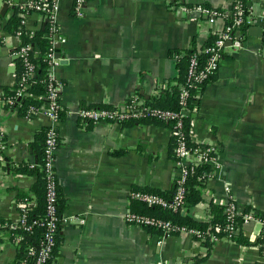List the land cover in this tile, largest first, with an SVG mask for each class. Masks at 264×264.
<instances>
[{
  "label": "crops",
  "instance_id": "crops-1",
  "mask_svg": "<svg viewBox=\"0 0 264 264\" xmlns=\"http://www.w3.org/2000/svg\"><path fill=\"white\" fill-rule=\"evenodd\" d=\"M28 1L0 0V92L17 83L16 50L23 40L9 22L15 8ZM234 1L87 0L84 15L77 16L74 0H58L55 19L67 42L57 70L65 111L57 124L55 168L67 220L50 264H195L194 257L207 253L201 264H264L258 246L264 224L258 220L241 226L249 244L222 239L210 251L190 233L165 236L127 224L124 213L137 211L139 203L131 201L132 190L169 192L175 187L172 131L154 122L94 124L78 116L84 106L116 107L137 94L143 100L158 95L180 74L174 55L193 47L200 51L225 26L222 17L194 20L176 8L203 2L230 10ZM248 5L251 27L243 46L225 49L219 70L196 96L192 135L214 142L220 160V168L201 187L205 199L189 210L201 221L210 217V201L226 197V186L242 211L250 207L264 216V0ZM45 21L39 12L25 15L32 31ZM47 123L43 114L31 120L0 102V136L6 145L0 218L19 221L21 192H28L32 203L37 200L31 190L38 173L16 171L9 162L15 167L39 163L35 136ZM18 252L12 232L3 231L0 264L13 263Z\"/></svg>",
  "mask_w": 264,
  "mask_h": 264
},
{
  "label": "built area",
  "instance_id": "built-area-1",
  "mask_svg": "<svg viewBox=\"0 0 264 264\" xmlns=\"http://www.w3.org/2000/svg\"><path fill=\"white\" fill-rule=\"evenodd\" d=\"M86 2L87 0H74L73 12L75 15H84V6ZM22 7L28 8L29 11L32 10L33 12L43 14L44 18H46L47 22L50 24L51 45L47 53L49 61L47 98L50 103L45 109L30 106L28 111L24 114L25 118L31 120L41 114L45 115L48 119V131L45 139L44 151V168L47 173L46 201L47 215L49 216L48 229L37 250L35 247H31L29 251L31 255L34 254L36 256L34 264H48L57 247V234L61 230L62 224L67 220L62 212L59 211V180L55 168L56 152L60 144L57 124L62 119V113L65 111L64 106L62 105L64 83L57 74V70L63 63L64 58L57 54L59 52L58 44L61 45L60 49H62V46L67 42V37L61 33V27L55 19L56 13L59 10L58 0H30L25 5H22ZM176 10L185 11L194 20H200L203 18L214 19L218 17L225 18V16H227V14L222 12L217 6L203 2L182 4L180 8H176ZM234 10L235 15L233 21L231 23L225 22L223 30L218 33L213 44L204 46L200 51H197L190 56L186 84L180 86L179 101L181 108L179 111L147 106L144 104V100L138 96H134L114 108L84 106L79 109L78 116L83 120L94 124L101 121L114 122L116 120V122H119L120 120L131 118L176 120L175 130H173V134L176 136L174 161L177 171L174 194L170 197H166L149 190L138 189L131 191V201L143 203L149 207H159L184 214L190 210V206L186 199V193L188 191L189 178L195 172L196 167L200 164L208 165L209 168L204 171V175H206V183L220 168L218 146L214 142H207L204 143L203 146L191 147L187 143L182 130V118L186 114H191V109L188 107V101L191 100L192 102H196V96L200 92V88H202L201 86L219 70L220 64L225 57V49L228 46L234 49H239L243 46L244 37L240 33H235V28L242 24L247 9H245V4L241 0H237ZM247 21L248 23L251 22L249 19H247ZM22 23L24 30L30 31V34L34 33V31L26 28L25 17L22 20ZM17 34L22 38V31H17ZM227 43H230V45L227 46ZM33 53H37L34 45L30 41L23 40L16 50V58L21 59L25 63L26 68L20 78V85L14 97H4V91L2 90L0 92V102L3 105H9V108L15 107L18 105V101L25 96L26 90L30 86L31 80L35 74V65L31 61V55H33ZM200 53L205 54L206 56L204 62L200 61ZM182 54L183 53H176L174 58L179 61ZM193 90L194 92H192ZM195 111L196 110H194V112ZM1 138L2 136H0V139ZM5 147L6 145L4 141L0 140V149L4 151ZM4 163V156L0 153V166L4 165ZM225 195L226 197L220 200L219 203L225 204L228 219L224 224L217 226L215 230L188 228L187 226L177 224L170 219L141 213L132 209L126 210L124 213V219L127 224L158 230L165 236L190 233L201 242L203 246L205 245V247L207 245L204 244V242L207 240L212 244H215L222 239L234 241L232 235L239 232L243 224H247L254 220H258L264 224L263 216L252 211L245 212L241 223L237 224L235 216L242 210L237 201L232 197L230 186L225 187ZM31 203L32 201L28 199L18 202L21 217L18 222L10 225L11 228H15L17 224H21L26 230H31L34 224L38 223L37 219L28 223V205ZM217 232H222V234H218ZM258 246L261 248L264 255V242H259Z\"/></svg>",
  "mask_w": 264,
  "mask_h": 264
},
{
  "label": "trees",
  "instance_id": "trees-1",
  "mask_svg": "<svg viewBox=\"0 0 264 264\" xmlns=\"http://www.w3.org/2000/svg\"><path fill=\"white\" fill-rule=\"evenodd\" d=\"M245 4V9L247 11L245 12L244 16L245 19L243 20L242 24L235 28V33H240L243 35L244 38H246L249 35L251 24L247 21L248 16V10L249 0H241ZM237 0H235L232 4V8L230 10L219 8L222 12L226 13L227 16H225V22L231 23L233 21L234 17V6L236 4ZM33 12L32 10L29 11L26 7H17L15 8V14L13 15L11 21L9 22V27L14 28V30L22 31V39L24 41H30L34 48L38 51V53L31 55V61L35 65V74L31 80L30 86L26 90V94L23 98L18 101V105L15 107H12L14 111L19 112V114L24 115L30 106L39 107L40 109H45L47 106H49V99L47 98L48 95V70H49V61L47 58V53L50 49V24L49 22H46L45 25L41 26L39 29L34 31L33 34H30V31L24 30V26L22 23V20L24 19L26 13ZM247 14V15H246ZM216 38V37H215ZM215 38L211 36L208 41L206 42L205 46H208L210 44H213ZM196 47L190 48L186 50L184 54H182L178 61V67L180 69V74L177 78L173 79V81H170L169 84L156 96H153L149 99H144V104L151 107H160L165 109H171L175 111H179L180 101H179V95H180V86L182 84H186L187 80V69L189 65V58L190 56L197 52ZM200 61H205V54L199 55ZM17 65V83L14 86L5 87L3 89L4 97H14L18 88H19V81L22 76V74L25 71V63L17 58L16 60ZM213 76H211L206 82H208ZM204 84L201 86L200 91L203 89ZM194 92V90L192 91ZM140 96V95H136ZM192 97V96H191ZM140 98V97H139ZM92 106H103V107H109L114 108L115 106L112 105H92ZM5 107L9 108V105H5ZM188 107L191 109V114H186L182 118V130L185 135V139L187 140V143L191 147L196 146H203L204 142L197 141L195 137L192 135V123H193V115L194 110L198 108V102H192L191 100L188 101ZM64 113V112H63ZM63 113L62 116L63 117ZM116 122V120L114 121ZM120 123L123 125H133L137 122H154L161 125H166L169 127L172 131V141H171V156L173 159H175V146H176V136L173 134V130H175V123L176 120H158V119H152V118H131L126 120H120ZM48 131V125L44 126L40 130L37 131L35 140L39 143L41 146L40 152H39V163L36 166H32L27 163H19V165H15L11 163V166H13V169H16V171H21L24 173L34 171L37 172L38 180L33 186L31 192L35 193L37 196V200L35 203H31L28 205V223H31L32 220L37 219L38 223L34 224L31 230H26L25 227L21 224H17L15 228H11L10 225L13 224V222H10L9 220L0 218V235L3 231L9 230L12 232V235L15 239V241L19 245V252L17 254L16 259L11 264H34V260L36 256L33 254L31 255L29 253L31 247H35L36 250L39 246V244L42 242L45 232L48 229V222H49V216L47 215V201H46V184H47V173L44 168L45 164V139L47 136ZM0 140L4 141V137H2ZM60 145V144H59ZM0 153L3 154L4 160L5 155L3 150L0 149ZM207 164H200L196 167L195 172L190 176L188 181V191L186 193V199L188 201V204L190 207L195 206L200 201H203L205 199V196L202 193L201 187L205 185L206 183V175H204V171L208 169ZM151 192L162 194L166 197H170L174 194L175 188L172 191L164 192L159 190H149ZM31 195L28 194V192H21L18 195L19 202L24 200H30ZM58 206L59 211H62L63 205H62V197L60 193V186H59V197H58ZM226 206L222 203H217L214 201H210L209 203V213L210 217L205 220H197L194 218V216L191 214V212H186L182 214L181 212H175L172 210L162 209L159 207H149L143 203H138L136 205L137 211L141 213L146 214H152L157 215L166 219H170L173 222L185 225L188 228H197V229H203V230H215V228L219 225L224 224L227 222L228 214L225 210ZM250 210V207H246L245 210L239 212L235 216V221L237 224H240L242 221L243 214ZM264 219V216H263ZM218 234H222V232H217ZM20 237V238H18ZM18 238V239H17ZM232 238L234 241L244 244H249L250 240L248 237H246L242 230L233 234ZM61 241V230L57 234V247L54 250L53 256L51 260H49L48 264L51 263L53 258L55 257V254L57 252L59 243ZM264 242V227L261 231V234L258 238V243ZM208 246V251H210V248L212 247V243L208 240L204 242ZM208 256V253L205 255H199L194 257L195 264H201L204 260H206Z\"/></svg>",
  "mask_w": 264,
  "mask_h": 264
},
{
  "label": "water",
  "instance_id": "water-1",
  "mask_svg": "<svg viewBox=\"0 0 264 264\" xmlns=\"http://www.w3.org/2000/svg\"><path fill=\"white\" fill-rule=\"evenodd\" d=\"M5 7H8V4H7V3L5 4ZM177 11H178L179 13H181L180 10H177ZM46 22H47V21H45L44 25L46 24ZM256 29H258V30H255V29H254V31H259L260 28H256ZM252 31H253V30H252ZM254 33H255V32H254ZM254 33H253V34H254ZM228 45H230V43H227V46H228ZM58 46H59V52H58L57 55L60 56V57H63V55H62V49H60V48H61V45L58 44Z\"/></svg>",
  "mask_w": 264,
  "mask_h": 264
}]
</instances>
